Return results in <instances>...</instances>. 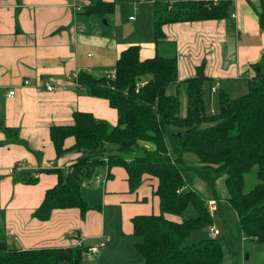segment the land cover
<instances>
[{
    "label": "crops",
    "instance_id": "obj_1",
    "mask_svg": "<svg viewBox=\"0 0 264 264\" xmlns=\"http://www.w3.org/2000/svg\"><path fill=\"white\" fill-rule=\"evenodd\" d=\"M154 1L149 0L148 21L146 15L125 16L123 2L99 15L76 11L68 0H0V241L10 248L73 247L104 240L99 261L108 257L114 264L143 260L128 252L126 245L135 235L134 216L160 212L156 177L144 175L142 183L131 190L125 167L98 166L94 179L98 189L84 186L92 176L78 185L87 204L84 211L76 206L57 207L45 218L35 212L80 154L70 150L75 138L67 136L64 147L69 150L59 155L51 128L73 123L76 111L112 125L118 122L117 109L107 98L79 91L68 78L81 71L96 77L112 73L120 52L129 45H138L142 58L153 56ZM211 1H227L228 15L163 25L166 39L174 44L181 83L195 75L200 65L208 78L236 77L240 69L247 72L249 65L261 59L264 69V26L258 20L261 0ZM48 77L59 85L57 89L36 86ZM11 89L15 93L9 96ZM18 161H25L27 170L60 168L62 176L44 171L35 180L16 179L11 169ZM99 174L105 176L97 178ZM166 216L184 220L183 214ZM133 240L137 250L138 241Z\"/></svg>",
    "mask_w": 264,
    "mask_h": 264
},
{
    "label": "trees",
    "instance_id": "obj_2",
    "mask_svg": "<svg viewBox=\"0 0 264 264\" xmlns=\"http://www.w3.org/2000/svg\"><path fill=\"white\" fill-rule=\"evenodd\" d=\"M123 1L97 0L86 3L80 12L105 15L114 10L116 3ZM154 3L156 52L153 56L142 58L139 46L129 45L117 58L115 78L110 79L107 75L96 77L86 71L77 73L78 90L107 98L117 109L118 122L112 125L91 113L76 111L73 123L51 128V138L59 155L69 150L64 147L67 136L75 138L70 150L80 154L68 167L66 178H61L55 187L47 191L35 214L45 218L52 208L68 206H76L84 211L87 204L78 185L84 178L95 175L98 166L107 164L111 168L122 165L129 174L131 190L142 183L144 175L156 177L155 193L160 201L159 213L133 217V233L142 237L135 245L143 260L128 264H224V243L231 239V234L223 237L222 231L220 235L210 234L196 243L183 244L194 231L211 228L214 219L203 207L206 198L204 201L197 189H183L189 167L184 164L182 154L196 147L194 150L199 155L211 160L225 157L219 170L216 167L213 169L218 174L222 171L225 174L226 198L237 214L238 235L264 243L262 59L253 64L258 70L248 79V91L231 97L220 90L219 107L214 112L207 110L204 100V82L207 79L211 81V78L205 76L202 65L198 66L195 75L182 81L187 96V110L182 116L179 92L167 91L170 85L179 86L181 81L178 78L174 44L166 39L163 25L168 22L226 17L227 1L173 0L170 4L169 0H155ZM258 20L264 26V0H261ZM162 44H169L165 49L174 51V54H163ZM207 119L215 123L200 126ZM168 151L175 159L171 160ZM255 165L258 182L247 191L245 174ZM193 168L209 184L214 183V177L206 170L201 172ZM39 171L58 172L62 176L60 168H44L36 172ZM14 173H17L16 179L23 181L37 179L32 176L31 170ZM109 176L110 173L106 174V177ZM189 206L196 212L193 217L176 221L166 216L182 215ZM87 248L88 245L82 244L73 247L14 249L2 240L0 264H84Z\"/></svg>",
    "mask_w": 264,
    "mask_h": 264
},
{
    "label": "rangeland",
    "instance_id": "obj_3",
    "mask_svg": "<svg viewBox=\"0 0 264 264\" xmlns=\"http://www.w3.org/2000/svg\"><path fill=\"white\" fill-rule=\"evenodd\" d=\"M146 0H126L122 4V9H124L125 16L132 15L133 17H142L147 16L148 21L151 18V6L149 4V0L147 5L144 6ZM151 2V1H150ZM144 6V7H143ZM170 7V5H169ZM234 36V34H233ZM169 44H162L161 48L164 47V49L161 51L163 54L166 55H173L174 51H167L165 47H167ZM172 46H169L171 48ZM247 72L252 76L255 73V67L252 65H249L247 67ZM240 74L235 77H225V78H215L212 77L211 81L209 79L205 80L204 82V100L206 103L207 110L210 112L211 110H217L219 107V93L220 89H223V91L228 90L230 92L231 97H237L242 94H245L248 91V79L251 77L250 75H247V72H245V69H240ZM108 71L104 72L107 73ZM111 74V71L108 73ZM101 75V74H99ZM53 82V78L48 77ZM181 78V77H180ZM225 82V85L222 83ZM211 83L218 84V88L214 91L211 90ZM219 84L221 86L219 87ZM176 90L179 92V98H180V114L183 116L186 113L187 110V96H186V87L185 84L182 82L178 85L172 84L168 87L167 91L168 93H175ZM226 92V91H225ZM215 121L207 119V121L200 124V126H208L210 124H214ZM184 127L181 128V130ZM194 149L196 147H192L191 149L186 150L182 154V160L184 164L188 165L187 173L185 174L186 177V184L183 187H194L197 189L201 195L204 197V201L206 198V201L203 203V207L206 208L209 215L214 219V225L215 227H218L220 229V234L223 231V237H228L229 234H231V239L228 241H225L224 243V249H223V257H224V264H262L264 262V243H258L255 240L251 238H242L239 237V232L236 229L237 225V214L236 211L232 208V205L227 200V188L224 183L225 174L224 172H220L218 174L214 171L213 167H216L217 170H219V166H222V161L226 160L225 157H221L216 160H211L207 158L206 156L199 155ZM74 153V151H72ZM168 155L172 159H175L174 155L171 153V151H168ZM193 167H196L201 172L207 171L209 175L214 177V183L209 184L208 180L200 176V173L197 172L196 169ZM31 170V169H30ZM256 170L257 165H255L250 171H248L245 174V190H250L254 187V185L258 182V178L256 176ZM37 171L35 169L31 170ZM44 171H39V173ZM47 172V171H45ZM101 175V174H99ZM97 175V178L98 176ZM105 175H101V177H104ZM95 175L92 176L91 179L87 180L86 184L84 185L88 189H98L99 187L95 184ZM20 180V179H19ZM89 181V182H88ZM214 199L215 202L212 205H209L208 200ZM219 201H218V200ZM201 200V199H200ZM219 209V211L216 213V211ZM212 211V213H211ZM195 215L194 208L189 206L185 212L183 213L184 219L193 217ZM167 218H169L167 216ZM170 219V218H169ZM177 221V220H176ZM212 225V224H211ZM208 228H200L199 230L194 231L184 242V245H190L193 243L198 242L200 239L207 237L211 233L209 232ZM73 230H76L74 227ZM77 231V230H76ZM218 234V235H220ZM212 236V235H211ZM130 242L127 243L126 249L127 251H131L132 253L141 256L142 255L134 248L133 238H136V241L140 242L142 240L141 236L132 235L130 236ZM103 249V248H102ZM100 253L96 254H88L85 253L83 263L84 264H108V262H112L114 264V260L110 259L109 257L106 260H100L98 257Z\"/></svg>",
    "mask_w": 264,
    "mask_h": 264
},
{
    "label": "built area",
    "instance_id": "obj_4",
    "mask_svg": "<svg viewBox=\"0 0 264 264\" xmlns=\"http://www.w3.org/2000/svg\"><path fill=\"white\" fill-rule=\"evenodd\" d=\"M69 1V5L76 11H81L83 10L84 8V5L86 4V0H68ZM173 0L172 1H169L170 4H172ZM130 18H133V17H130ZM115 72L113 71L111 74H108V78L110 79H113L115 78ZM70 81H72V84L76 87H79L78 86V82H77V73L75 75H73V78L70 77L68 78ZM28 83V79H24L23 81V84H27ZM36 86L39 87V88H42V89H45V90H48V91H51V90H55L59 87L58 84H56L55 82H53L51 79L49 78H45L43 80H38L37 83H36ZM218 88V84L215 83L211 86V90L214 91L215 89ZM15 93V89H11L8 91V95H13ZM212 112H214V110H211ZM106 160V158H105ZM53 166H51L50 168H52ZM25 168V170H27L29 167L27 166V164L25 163V161H18L11 169V171H20V170H23ZM39 175L38 172L36 171H32V176L34 178H37ZM98 178H100V175L98 176ZM209 202V205H212L215 200L214 199H209L208 200ZM212 213V211H211ZM211 234L212 236H216L218 234H220V229L218 227H215V225L211 226ZM73 233H75V237H77L76 235V232L75 231H72ZM107 239H108V236H107ZM105 245V241L104 240H100V241H97V242H93V243H90L88 244V248H87V251L86 253L88 254H96L98 253V251L104 247Z\"/></svg>",
    "mask_w": 264,
    "mask_h": 264
},
{
    "label": "water",
    "instance_id": "obj_5",
    "mask_svg": "<svg viewBox=\"0 0 264 264\" xmlns=\"http://www.w3.org/2000/svg\"><path fill=\"white\" fill-rule=\"evenodd\" d=\"M137 80L140 81V78H138Z\"/></svg>",
    "mask_w": 264,
    "mask_h": 264
},
{
    "label": "bare ground",
    "instance_id": "obj_6",
    "mask_svg": "<svg viewBox=\"0 0 264 264\" xmlns=\"http://www.w3.org/2000/svg\"><path fill=\"white\" fill-rule=\"evenodd\" d=\"M25 169V168H24Z\"/></svg>",
    "mask_w": 264,
    "mask_h": 264
}]
</instances>
